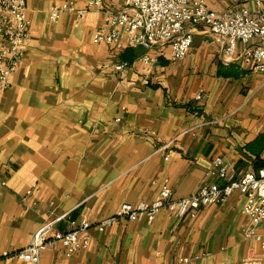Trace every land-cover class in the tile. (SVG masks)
I'll return each instance as SVG.
<instances>
[{"label": "crops", "instance_id": "1", "mask_svg": "<svg viewBox=\"0 0 264 264\" xmlns=\"http://www.w3.org/2000/svg\"><path fill=\"white\" fill-rule=\"evenodd\" d=\"M87 1L25 0L30 43L0 90V254L25 246L56 216L58 230L95 224L122 202H151L164 182L180 198L264 167L263 74L240 56L225 64L221 46L197 26L181 60L169 59L167 45L149 50L158 64L148 75L143 49L91 43L102 10L52 15L54 5ZM205 1L215 12L256 11L253 0ZM101 2L109 11L123 4ZM243 203L233 191L193 217L163 208L150 222L119 218L101 232L91 228L88 246L70 256L54 243L38 264H264V248L243 235Z\"/></svg>", "mask_w": 264, "mask_h": 264}, {"label": "built area", "instance_id": "2", "mask_svg": "<svg viewBox=\"0 0 264 264\" xmlns=\"http://www.w3.org/2000/svg\"><path fill=\"white\" fill-rule=\"evenodd\" d=\"M253 2L256 7L254 12L246 7L215 12L206 6L205 0H123L119 10L109 11L101 8V0H88L84 7L68 3L54 5L51 12L53 15L64 10L79 19L88 9L102 10L103 22L94 29L91 43L111 45L124 40L129 47L143 49L138 59L148 75L153 74V68L158 64L157 57L149 50L167 45L169 59L181 60L190 49L193 30L197 26H204L221 46L225 64L240 56L251 64L254 71L264 76V0ZM30 26L25 0H0V90L8 86L9 75L15 71L29 46ZM237 42L243 44L238 55ZM124 66V63H119L115 69ZM200 97L201 91H198L194 98ZM212 166L218 178L225 176L226 169L220 157L212 160ZM233 191L244 196L242 212L248 217L249 224L243 228V235L264 248V233L258 230L264 221V167H260L256 172H247L223 184L216 181L203 184L196 192L180 198H173L164 182L151 202H122L114 214L101 218L95 224L84 221L76 225L71 222L68 229L58 230L54 224L62 216H56L37 228L25 246L0 254V264L5 259L38 264L40 252L56 242L62 245L64 255L70 256L88 246L91 228L101 232L119 218L134 221L144 216L150 222L163 208L175 218L193 217L202 206L225 202ZM186 260L183 258L180 262Z\"/></svg>", "mask_w": 264, "mask_h": 264}]
</instances>
